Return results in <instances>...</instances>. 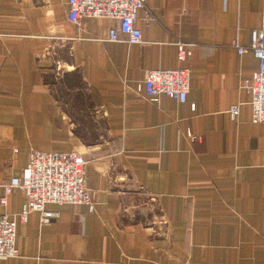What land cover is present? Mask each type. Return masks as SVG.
Instances as JSON below:
<instances>
[{"label":"crops","instance_id":"crops-1","mask_svg":"<svg viewBox=\"0 0 264 264\" xmlns=\"http://www.w3.org/2000/svg\"><path fill=\"white\" fill-rule=\"evenodd\" d=\"M144 4L127 42L107 39L113 18L69 21L66 0H0V214L22 208L24 189L5 184L31 148L79 152L93 203H46V222L28 212L18 254L0 264H264V122L242 86L257 59L232 45L261 25L264 0ZM178 37L193 43L183 60ZM60 64L78 73L107 144L84 143L54 96ZM177 66L185 99H148L146 71Z\"/></svg>","mask_w":264,"mask_h":264},{"label":"built area","instance_id":"built-area-1","mask_svg":"<svg viewBox=\"0 0 264 264\" xmlns=\"http://www.w3.org/2000/svg\"><path fill=\"white\" fill-rule=\"evenodd\" d=\"M66 6L67 19L76 24L84 17L113 18L115 24L107 29V39L113 41H138L140 30L133 22L135 12L143 8L146 18L151 15L144 0H66ZM175 45L176 58L183 60L190 54L193 43L178 37ZM232 45L238 53L249 49L257 59V69L242 79V86L250 93L251 120L264 122V16L261 25L250 29L247 44L239 45L234 40ZM188 78L189 71L185 66L150 68L146 71L141 86L150 100H156L157 95L163 93L183 101L188 88ZM139 87L140 82L136 83V89ZM228 111L234 117L237 105L231 104ZM15 151L16 148H13V152ZM84 166L83 156L75 150H29L27 163L5 184L6 193L20 187L24 189L26 198L17 215L0 214V258L18 254L15 245L16 226L18 221L26 220L28 212L38 211L40 221L46 222L56 215L55 210L45 208V204L49 202L84 203L89 211L93 209L85 183ZM1 202L5 203V197H2Z\"/></svg>","mask_w":264,"mask_h":264},{"label":"rangeland","instance_id":"rangeland-1","mask_svg":"<svg viewBox=\"0 0 264 264\" xmlns=\"http://www.w3.org/2000/svg\"><path fill=\"white\" fill-rule=\"evenodd\" d=\"M68 68L65 64L55 66L52 86L54 96L63 105L73 128L79 132L84 143H106L100 113L90 103L78 73Z\"/></svg>","mask_w":264,"mask_h":264}]
</instances>
